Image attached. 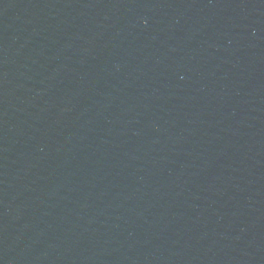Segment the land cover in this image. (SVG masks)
I'll return each mask as SVG.
<instances>
[{
    "label": "water",
    "instance_id": "water-1",
    "mask_svg": "<svg viewBox=\"0 0 264 264\" xmlns=\"http://www.w3.org/2000/svg\"><path fill=\"white\" fill-rule=\"evenodd\" d=\"M0 264H180L107 134L55 0H0Z\"/></svg>",
    "mask_w": 264,
    "mask_h": 264
}]
</instances>
